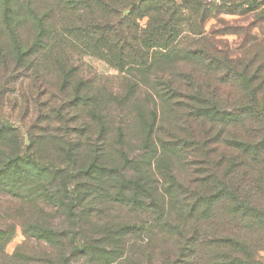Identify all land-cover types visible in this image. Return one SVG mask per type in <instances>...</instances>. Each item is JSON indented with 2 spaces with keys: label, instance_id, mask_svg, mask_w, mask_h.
Returning a JSON list of instances; mask_svg holds the SVG:
<instances>
[{
  "label": "trees",
  "instance_id": "1",
  "mask_svg": "<svg viewBox=\"0 0 264 264\" xmlns=\"http://www.w3.org/2000/svg\"><path fill=\"white\" fill-rule=\"evenodd\" d=\"M222 1L0 0V254L264 264V0Z\"/></svg>",
  "mask_w": 264,
  "mask_h": 264
},
{
  "label": "rangeland",
  "instance_id": "2",
  "mask_svg": "<svg viewBox=\"0 0 264 264\" xmlns=\"http://www.w3.org/2000/svg\"><path fill=\"white\" fill-rule=\"evenodd\" d=\"M212 6L220 5L223 3L222 0H207ZM225 7V5H223ZM239 12V11H238ZM224 20L228 21L232 26L239 25H247L251 20V15H238V14H223L222 16ZM210 18L206 22V30L211 31L214 29L221 28L222 25L219 23L218 18ZM227 38L231 40V42H239L240 39L235 35H226ZM86 65L90 68V70L94 71L96 76L99 79V83H103L108 80L109 85L115 84V79L112 78L116 71L109 66L105 61L100 60L96 57H85L84 58ZM36 245L33 241L27 239L25 234L23 233L22 227L20 224L16 227V231L13 234L11 240L4 247V252L0 254L3 256V259L0 261V264H38L33 259L36 256H39V251L35 253L32 250V247ZM259 257L264 260V250L259 253ZM78 257L74 259V264L78 263Z\"/></svg>",
  "mask_w": 264,
  "mask_h": 264
}]
</instances>
